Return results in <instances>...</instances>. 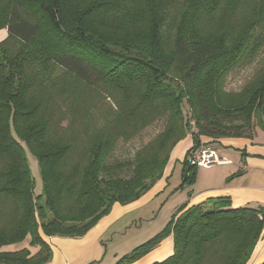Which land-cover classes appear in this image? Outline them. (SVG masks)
I'll use <instances>...</instances> for the list:
<instances>
[{
    "label": "trees",
    "instance_id": "obj_1",
    "mask_svg": "<svg viewBox=\"0 0 264 264\" xmlns=\"http://www.w3.org/2000/svg\"><path fill=\"white\" fill-rule=\"evenodd\" d=\"M4 29L0 264L51 261L43 236L84 237L115 204L141 199L188 136L181 188L196 183L189 156L203 138L264 132V66L241 91H226L233 72L264 56V0H0ZM160 122L158 135L122 157L121 146ZM24 144L38 161L40 195ZM263 229L264 207L212 198L183 205L116 264L136 263L169 237L172 255L153 264H247ZM26 240L38 250H3Z\"/></svg>",
    "mask_w": 264,
    "mask_h": 264
},
{
    "label": "rangeland",
    "instance_id": "obj_2",
    "mask_svg": "<svg viewBox=\"0 0 264 264\" xmlns=\"http://www.w3.org/2000/svg\"><path fill=\"white\" fill-rule=\"evenodd\" d=\"M263 66L264 56L261 54L258 61H256L251 67L244 70H236L228 77L226 82V91L232 93L241 91ZM163 128V122L157 123L145 131L137 139L130 142L129 145L121 146L120 152H123L122 157L126 158L132 155L137 149L142 147V145L150 142L163 130ZM258 137L260 140L264 141V134L261 135L260 133ZM192 144L193 141L190 136H188V138L181 141L173 150L167 166V174L165 173L158 182H164L163 188H152L146 196L144 195L140 200L130 205L115 204L108 215L102 218L93 227L94 229L92 228L89 231L96 233L104 232V228L108 224H110L109 227H111L109 230L107 229L105 231L108 232L106 235H102L100 237V244H102L103 253L100 261L96 264H111L114 259H121L125 255H128L141 245L156 237V235L164 229L165 225L171 221L173 216L170 215L174 208L178 205V203H182V201L186 199L192 191L189 188H192L193 186H182L183 188H181L183 183V162L188 151L194 147ZM221 144V140L212 143L204 139L201 141L198 149H196V151L194 150V153H200L199 151L201 149H213L218 151V149L221 150V148H223V145ZM25 150L31 174L35 179V193L40 195L42 192V180L38 161L26 146ZM225 153H227L228 157L232 158V165L225 164L223 166L222 164H217L211 166L210 168L198 167L194 192L195 195L205 191L209 187L217 188L227 182V171L229 169H234L237 166L238 160H240V156L242 155L234 150H226ZM191 155L192 154H190V156ZM228 157L224 156V158L230 159ZM169 218L170 220H168ZM94 234L92 235L93 237ZM169 240L170 237L165 240V243L169 242ZM53 246H55L58 250L64 251L63 247H65V245L62 241H58V243L53 244ZM22 248H27L33 251V246L30 245L29 240L24 241L17 247L9 246L3 248V250H16ZM154 250L134 264H146L152 261L154 258Z\"/></svg>",
    "mask_w": 264,
    "mask_h": 264
},
{
    "label": "crops",
    "instance_id": "obj_3",
    "mask_svg": "<svg viewBox=\"0 0 264 264\" xmlns=\"http://www.w3.org/2000/svg\"><path fill=\"white\" fill-rule=\"evenodd\" d=\"M8 36L7 30L0 31V42H2ZM264 132H258L253 139H222L221 145L223 148L218 149V153L222 157H228L226 150H234L241 153L240 160H238L237 166L234 169L227 171V179L231 178L235 174L238 175L231 178L229 182H225L224 185L213 188L209 187L203 192L194 194L195 185L189 188L191 194H189L182 203L174 208L170 216H174L177 211L183 206L188 207L201 204L208 199L228 197L231 199L233 208L241 207H264V141L260 140L258 135ZM204 138L202 139V141ZM207 140V139H205ZM208 141V140H207ZM193 145V144H192ZM192 147V146H191ZM230 158V157H228ZM232 158L228 159L231 160ZM223 166L225 164H222ZM228 165V164H227ZM232 165V164H231ZM168 168V167H167ZM166 168V170H168ZM210 168V167H205ZM165 170V173L167 174ZM164 173V174H165ZM159 182V181H158ZM156 183L154 187L159 189L164 187V182ZM153 187V188H154ZM161 187V188H160ZM146 196V194H145ZM140 200V199H139ZM130 205V204H129ZM175 212V213H174ZM171 218V217H170ZM170 218L168 220H170ZM108 224L104 228V232H89L81 238H63V237H47L43 236L44 240L49 244L52 249V259L46 264H96L100 261L103 253V247L100 244L101 236L106 235L109 230ZM166 226V225H165ZM96 228V227H95ZM94 229V228H93ZM96 233V234H94ZM101 235H99V234ZM94 234V237L92 236ZM98 234V236H97ZM58 241H62L65 247L63 250H58L53 244H57ZM64 241V242H63ZM92 242V243H90ZM38 250L37 247H33V253ZM154 258L152 261L146 264H153L160 262L172 255L173 253V239L170 237L169 242L165 241L154 250ZM125 255V254H124ZM119 258L114 259L111 264H115ZM264 263V229L257 246L255 247L253 254L247 264H263Z\"/></svg>",
    "mask_w": 264,
    "mask_h": 264
},
{
    "label": "built area",
    "instance_id": "obj_4",
    "mask_svg": "<svg viewBox=\"0 0 264 264\" xmlns=\"http://www.w3.org/2000/svg\"><path fill=\"white\" fill-rule=\"evenodd\" d=\"M200 153H193L189 158L190 165L198 167H211L217 164H231L232 161L219 155L213 149H201Z\"/></svg>",
    "mask_w": 264,
    "mask_h": 264
}]
</instances>
